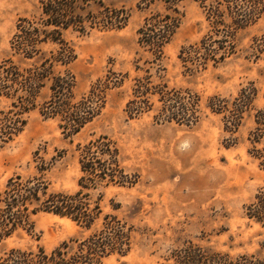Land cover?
Instances as JSON below:
<instances>
[{
    "label": "rangeland",
    "instance_id": "374dc122",
    "mask_svg": "<svg viewBox=\"0 0 264 264\" xmlns=\"http://www.w3.org/2000/svg\"><path fill=\"white\" fill-rule=\"evenodd\" d=\"M262 1L259 18L235 33L234 52L197 69L181 61L179 51L199 44L211 33L209 8L218 2L224 8V0L90 1L94 14L108 7L123 8L129 16L120 28L64 30L63 38L73 48L74 58L55 69H67L74 75L75 100L87 95L97 80L108 81L100 93L102 107L78 132L67 135L59 116L40 113V104L48 95L43 89L39 105L24 115L22 131L0 148V190L8 178L19 175L42 178L49 191L75 192L82 173V146L105 135L114 142L121 166L135 182L100 189L102 214H115L133 229L130 250L108 255L103 264L166 263L174 249L188 242L234 256L263 253L264 231L245 214V205L264 187V167L255 156L264 146V137L254 138L258 132L254 113L264 107V47H259L264 35ZM39 5V0H0V62L18 59L11 48L16 25L22 17L37 16ZM165 14L178 17L179 22L163 45L160 59L155 60L139 42L138 29L151 15ZM52 47L42 45L45 51ZM250 86L255 89L253 109L243 114L236 131L224 130L222 113L211 111L210 99L232 100L241 88ZM170 89L196 96L198 118L194 123L156 118L164 117L160 93ZM133 100H139L137 112L132 109ZM8 106L9 101L0 97V110ZM32 219L33 231L18 230L4 239L0 254L11 247L33 251L42 247L49 252L62 241L86 236L101 222L100 216L91 229H84L48 212Z\"/></svg>",
    "mask_w": 264,
    "mask_h": 264
},
{
    "label": "trees",
    "instance_id": "16d2710c",
    "mask_svg": "<svg viewBox=\"0 0 264 264\" xmlns=\"http://www.w3.org/2000/svg\"><path fill=\"white\" fill-rule=\"evenodd\" d=\"M92 0H39V13L30 18L22 17L16 25L17 31L11 41V48L18 59L6 58L0 62V97L9 101L7 109L0 110V148L17 136L26 124L25 114L39 105L43 89L48 95L40 104L39 111L45 117L59 116L61 127L67 135L78 132L100 111L108 81L97 80L87 95L75 100L74 75L67 69H55L67 65L74 58L73 48L63 38L67 28L85 31L86 27L103 29L120 28L128 12L103 7L93 13L89 6ZM209 8L210 32L198 43L182 47L178 57L194 68H204L208 61H222L234 52L233 38L239 29L255 22L263 11L262 0H224ZM115 13H113V12ZM178 17L151 15L138 29L139 42L143 43L154 56L160 59L161 50L175 31ZM213 35L220 36L214 38ZM55 47L45 51L42 45ZM264 47V35L259 40ZM31 62L25 64L24 60ZM22 64H25L22 66ZM140 88L137 93H140ZM255 95L253 87L241 88L232 100L212 97L208 107L213 112L222 113L224 130L236 131L243 114L253 109ZM136 101H129L137 110ZM162 120H184L194 123L197 98L187 91L165 90L160 93ZM137 112V111H136ZM132 114V112H131ZM256 134L264 137V107L254 113ZM80 148V147H78ZM81 175L79 188L72 193L48 190L47 183L40 177L23 179L16 175L8 178L0 190V242L18 230L33 231V215L48 212L75 221L84 229H91L101 216L100 225L81 238L62 241L49 252L38 247L36 251L11 247L0 254V264H103L110 254H126L132 246V226L112 213H103L100 206L101 187L108 185H131V177L121 166L118 149L105 135L89 140L81 148ZM259 165L264 167V146L257 150ZM96 191V195L92 192ZM115 208L118 207L116 204ZM102 214V215H101ZM245 214L259 223L264 231V187L257 191L254 200L245 205ZM263 253L230 255L211 251L188 242L174 249L161 264H264Z\"/></svg>",
    "mask_w": 264,
    "mask_h": 264
}]
</instances>
